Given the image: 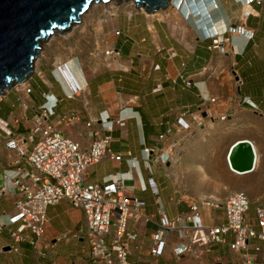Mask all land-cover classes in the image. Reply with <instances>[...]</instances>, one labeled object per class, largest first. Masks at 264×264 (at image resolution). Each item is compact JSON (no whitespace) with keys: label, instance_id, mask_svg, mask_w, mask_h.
Wrapping results in <instances>:
<instances>
[{"label":"crops","instance_id":"obj_1","mask_svg":"<svg viewBox=\"0 0 264 264\" xmlns=\"http://www.w3.org/2000/svg\"><path fill=\"white\" fill-rule=\"evenodd\" d=\"M212 4H219L217 14L213 16L220 22L213 23L211 9L206 12L201 6L182 8V18L173 16L180 26V33L173 29L168 19L146 20L143 15L136 16V20L135 17L134 20H123L121 35L113 48L126 70L110 73L102 57L104 50L99 51L101 55L98 60V56H94V62L57 56L48 64L34 66L33 75L26 83L31 89L30 94L20 92L17 95L12 91L17 95V101L12 103L9 112H0V187L6 186L11 194L0 200V264H67L69 261L80 262L87 255V252L80 253L82 249L86 250L82 239L78 242H54L83 224L82 212L65 201L46 210L44 237L47 242L55 243L56 252L47 254L45 259L37 258L26 242L15 244L9 236L17 225L8 224V219L14 215L15 199L8 177L13 175L15 168L11 164L18 159V153L8 148L6 143L13 137H19L25 139L21 146L23 152L31 151L36 139L32 136L34 112L30 109L41 107L46 101L45 96H49L51 102L56 101L53 116L48 121L64 136L85 149L94 140L89 134L109 137L108 154L120 157L119 161L106 159L90 167L87 186L102 187L118 175L132 174V181L128 183L133 187L130 195L144 203L145 219L129 224V230L136 235L128 255L130 264H243L241 256L219 245H211L210 254L200 253L202 257L198 260L188 254L175 259L174 242L168 244L161 259L155 260L149 254L151 236L160 218L172 220L176 216L186 215L189 203L205 198L201 195L194 199L180 191L170 173L172 156L169 155L172 147L180 145L179 141H175L173 146L169 145L177 134L203 137L204 126L199 129L195 127L204 123L205 118L210 120L206 131L215 132L217 136V150L229 142L228 149L234 142L246 140L251 143L256 155L255 166L250 173L234 174L227 162L228 170L221 166V169H216V182L221 187L215 188L216 194L229 196L244 193L249 200L251 214L254 208L264 209V0L260 7L249 2L252 6H249L251 12L247 15L242 5L231 0H212ZM233 8L242 12L245 27L236 31L230 29L227 34L217 30L222 40L227 42L224 51L205 50L210 30L213 26L215 29L225 27L227 20L231 22ZM248 10L247 7L245 11ZM131 21L132 26L128 27ZM220 58H229V69ZM182 62H187V65L181 72ZM63 64H66L75 86L81 90L71 99L67 97L70 90L66 80L56 70ZM208 69L210 72L207 73ZM211 99L214 103H210ZM225 99L227 101H223ZM72 113L78 117L76 124L66 126L60 123L61 118ZM220 116L227 119L220 122ZM87 124L90 126L86 127ZM162 136L164 141H160ZM145 150L162 151L170 156V160L159 165L153 162L151 155L146 156ZM21 163L25 168L24 160ZM161 169L170 181H165L160 175L156 177L155 173L161 174ZM220 173L222 178H219ZM224 177H228L227 183L221 180ZM149 180L154 185L156 195L148 184ZM55 217L59 225L53 235L48 228L51 218ZM222 217L221 210H201L204 225L221 224ZM226 238L227 242L234 240L231 235ZM72 243L76 247L73 253L67 257L58 254L59 245L65 247ZM255 246L259 247L257 254L253 253ZM12 248L18 249V253L11 252ZM249 248L255 264H264V244L250 241ZM217 259L219 262L214 263Z\"/></svg>","mask_w":264,"mask_h":264},{"label":"built area","instance_id":"obj_2","mask_svg":"<svg viewBox=\"0 0 264 264\" xmlns=\"http://www.w3.org/2000/svg\"><path fill=\"white\" fill-rule=\"evenodd\" d=\"M114 35L120 37L121 31L116 30ZM211 41L212 49L216 42L213 39ZM113 47L112 44L108 50L103 51L105 67L123 70L118 53ZM108 59L113 60L110 65ZM64 69L67 71L66 64L56 68L61 75ZM71 81L74 88H70L67 83L70 90L68 99L81 92L75 82ZM20 91L28 95L31 89L23 83ZM48 97H44L46 101L41 107L30 109L34 112L32 136L36 139L31 151L23 152L21 146L25 139L19 137H13L6 143L8 148L18 153V159L11 164L15 168L13 175L8 177L12 191L15 192L14 215L8 219V224L17 225L14 231L9 232L10 239L15 244L26 242L40 259L56 252L55 243L78 242L82 239L86 250L82 249L80 253L87 252L86 257L80 262L69 261L67 264H130L128 255L136 235L129 230V224L145 219L144 203L130 195L133 187L128 183L132 181V174L129 172L118 175L102 187L87 186L86 178L90 167L106 159L119 161L120 157L108 154L111 142L109 137L89 134L94 140L85 149L64 136L48 121L53 116L56 104V101L51 102ZM210 103H214V100L211 99ZM77 122L75 113L60 119V123L66 126ZM89 126L90 124L86 125ZM107 129L110 130V127ZM160 141H164V136L160 137ZM144 152L147 157L151 155L153 162L159 165L170 160V156L162 151ZM21 160H24L25 168ZM148 184L156 195L152 181L149 180ZM9 194L10 190L6 186L0 187V200ZM62 201L82 212L83 224L73 232L57 238L55 243H49L44 237L46 210ZM188 209L186 215L176 216L172 220L162 217L156 223L149 249L153 259L163 258L168 244L174 242L176 247L173 253L177 260L186 254L198 260L203 254H210L211 245H219L241 256L243 264H255L249 242L264 244V209L254 208L250 215L249 200L240 192L230 194L222 201L206 197L198 199L189 203ZM204 209L221 210L222 223L204 225L201 221V210ZM229 235L234 238L232 242L226 240ZM258 251L259 247L255 246L253 253L257 254ZM11 252L18 253V249L12 248ZM218 262L219 259L214 260V263Z\"/></svg>","mask_w":264,"mask_h":264},{"label":"rangeland","instance_id":"obj_3","mask_svg":"<svg viewBox=\"0 0 264 264\" xmlns=\"http://www.w3.org/2000/svg\"><path fill=\"white\" fill-rule=\"evenodd\" d=\"M111 1H110L111 3L109 2L106 5L102 3L92 4L94 6L89 10V12H87L80 18V22L78 24L73 25L71 29H69L64 33L53 34L46 41H44L41 46V52L39 53L38 63L36 62L35 66L48 64V62H51L52 59L57 56H62L65 58L78 57L80 60H83L85 62H94V60H96L94 59V56L95 57L98 56L97 58L98 60L101 55L99 51L101 50L105 51V49L108 50L109 46H111L112 44L115 45L117 37H115L114 33L116 30L121 29L123 25V20L126 21L129 18L133 19L134 17L136 20L137 19L136 16L144 15L146 20H151V18H155L157 20L168 19L170 23L173 25L174 27L173 29L177 30L178 33H180V26L174 20L173 16L182 18V14L180 12L182 8H188L194 2L201 1V2H206L207 4V1H212V0H171V4L167 8L168 11H166L165 13L164 12L161 13L159 11L151 15H146V13L143 10H137L130 3V1H124V0H120V1L111 0ZM226 1L228 2L229 0ZM231 1H233V3L236 2L237 4H240V6L242 5L243 6L242 9L245 12L244 13L245 15L251 12V8L249 7L252 6L249 4L251 0H231ZM252 1H254L253 4L257 5L258 7H260L262 4V0H252ZM247 7L250 11L248 10L246 12L245 10ZM218 10H219V4L217 5L213 4L210 10L213 23L220 22V20L218 21L215 20L213 16V14L216 16ZM263 10H264V5H263ZM198 19L200 20V17ZM198 19L195 22H197ZM132 21L130 25L128 24V27L132 26ZM207 22L208 21H205L204 23ZM225 27L226 29H223L224 31H222L221 33L224 32V34H227L230 31V29L235 31L239 29H243L245 27V17L243 16L242 12H240L237 9L235 10L233 8L231 13V22L230 20H227L225 22ZM215 34H217V36H212L213 40H215V42L217 41L220 42V44L214 43L216 45L212 48V50L214 51L216 50L222 53L224 51L223 47L227 45V42L223 41L221 36L218 37V33ZM122 41L123 39L120 40L121 43ZM219 60L222 63L224 62L226 64V67H228V69L230 68L229 58L227 59L220 58ZM107 61H108V65H110L113 60L111 61L108 59ZM213 61H215V58ZM123 69L126 70L124 67ZM107 70L110 73H113L117 69L107 68ZM209 70L210 69H208L207 73L210 72ZM119 71L122 70L120 69ZM208 79H210V76H208ZM17 85L19 84H15L10 91H4V93L0 95V112H9L12 103H15L17 101V95L21 92L20 87H16ZM34 85L35 87H37L36 84ZM15 88L18 91H16ZM12 91L16 92L17 95H15V93ZM7 93H10L8 97H6ZM223 101H227V100L225 99ZM228 104L230 105L231 108V104L230 103ZM218 119L219 121L221 120L220 122H222L225 121L227 117L225 118L220 116L218 117ZM208 125H210V120L205 118L204 123H202L199 127H195V129H199L201 126H204V132L202 138L201 136L195 137L194 135H190L189 133H186L182 135L177 134V136L172 139V142L169 143L170 146H173L174 143H176L175 141H179L180 145L175 148L172 147L169 153V155L172 156L170 173L171 176L173 177V180L176 182V186L180 189L181 192H183V194L193 197L194 199L196 196L202 195V197L211 198V199L213 197V199L215 200L222 201L227 197L226 196L227 194L225 196H218L216 194L217 193L216 190L218 188H221L219 186L220 183H218V181L216 182V179H218L216 169L218 168L221 169L222 167L223 169L228 170L226 166L227 157L225 160V155L231 142L225 144L222 148H220V150H217L216 149L217 136L215 135V132L206 131ZM186 132H189V130ZM29 145L31 146V143H29ZM211 168H213V170H211ZM160 171L161 174L155 173L156 177H159L160 175V177H164L165 181L166 179L170 181L166 176L165 172L162 169ZM219 178H222L221 173L219 174ZM164 180L162 179L163 182ZM221 180L224 183H227L228 177H224ZM229 183L231 184V181H229ZM215 188L217 189L215 190ZM50 216L52 217L54 215H50ZM58 225H59V220H57L56 217L51 218V224L48 228L49 232L54 235L56 233V229L58 228ZM75 249L76 247L73 243L70 244L69 246L62 247L61 245H59L57 247L58 254L62 255L63 257H67L70 253H73Z\"/></svg>","mask_w":264,"mask_h":264},{"label":"water","instance_id":"obj_4","mask_svg":"<svg viewBox=\"0 0 264 264\" xmlns=\"http://www.w3.org/2000/svg\"><path fill=\"white\" fill-rule=\"evenodd\" d=\"M124 1L148 15L164 11L171 4V0ZM93 2L107 4L110 0H0V95L15 84L27 83L42 43L55 32L68 31L78 24ZM255 160L251 143L246 140L232 145L227 154L230 170L239 175L252 172Z\"/></svg>","mask_w":264,"mask_h":264},{"label":"bare ground","instance_id":"obj_5","mask_svg":"<svg viewBox=\"0 0 264 264\" xmlns=\"http://www.w3.org/2000/svg\"><path fill=\"white\" fill-rule=\"evenodd\" d=\"M111 1V0H110ZM112 2V1H111ZM110 2V3H111ZM99 3H102V2H99ZM109 3V2H108ZM133 6H134V4L132 3V2H130ZM92 4H98V3H91L90 4V6H89V8L87 9V11L84 13V14H86L87 12H89V10L94 6V5H92ZM103 4V3H102ZM92 5V6H91ZM104 5H106V4H104ZM195 6V8H197V7H202V10L203 11H206V12H208V9H211V7L213 6H208L207 4H205V2H202L201 4H198V2H194L193 4H191L190 5V7H194ZM83 14V15H84ZM82 15V16H83ZM81 16V17H82ZM80 17V18H81ZM221 26V25H220ZM72 27V26H71ZM71 27H70V29H71ZM217 28V27H216ZM223 29H226L225 27H223V26H221L220 28H217V29H215V27L213 26V29L210 31V36H217V34H215V33H218V31L217 30H223ZM224 31V30H223ZM66 32V31H65ZM56 33H59V32H55L54 34H56ZM62 33H64V32H62ZM219 36H221V34H219L218 33V37ZM49 38V37H48ZM47 38V39H48ZM216 44H220V42H216ZM62 76L64 77V79L66 80V82L68 83V85L70 86V88H74L73 87V84L71 83L72 81H71V76L67 73V71L64 69L63 71H62ZM22 85H23V83H22ZM21 84H19V85H17L16 87H20V86H22ZM241 141V140H240ZM238 141H236V142H234L232 145H234L235 143H237ZM231 145V146H232ZM230 146V147H231ZM252 146V145H251ZM252 148H253V146H252ZM230 149V148H229ZM229 149H228V151H227V153H226V156H225V160H226V157H227V154H228V152H229ZM253 150H254V148H253ZM254 153H255V151H254ZM255 158H256V155H255ZM227 161V160H226ZM256 161V160H255ZM227 164H228V162H227ZM229 167V166H228ZM229 170H230V168H229ZM232 173H234V174H236L235 172H233L232 170H230Z\"/></svg>","mask_w":264,"mask_h":264},{"label":"trees","instance_id":"obj_6","mask_svg":"<svg viewBox=\"0 0 264 264\" xmlns=\"http://www.w3.org/2000/svg\"><path fill=\"white\" fill-rule=\"evenodd\" d=\"M252 3H254V1H250V4H252ZM204 32H206L205 30H203ZM211 45H212V41L210 40V39H206V41H205V45H204V47H205V50H206V48L207 49H211ZM208 57L209 56H207L206 58H205V62L208 60ZM186 65H187V62H182L181 63V65H180V68H181V72H182V70L184 71L185 70V67H186ZM184 80V79H183Z\"/></svg>","mask_w":264,"mask_h":264},{"label":"clouds","instance_id":"obj_7","mask_svg":"<svg viewBox=\"0 0 264 264\" xmlns=\"http://www.w3.org/2000/svg\"><path fill=\"white\" fill-rule=\"evenodd\" d=\"M211 3H212V1H207V5H211ZM205 4H206V2H205ZM212 5H213V4H212ZM209 39L211 40V39H213V37L210 36Z\"/></svg>","mask_w":264,"mask_h":264}]
</instances>
